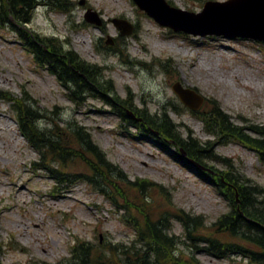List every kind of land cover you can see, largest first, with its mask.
<instances>
[{
  "label": "rangeland",
  "instance_id": "rangeland-1",
  "mask_svg": "<svg viewBox=\"0 0 264 264\" xmlns=\"http://www.w3.org/2000/svg\"><path fill=\"white\" fill-rule=\"evenodd\" d=\"M74 1L68 12L38 5L28 26L42 35L58 36L66 48L106 67L105 78L110 77L116 86L110 95L125 96L130 90L135 106L151 112L173 103L181 111L168 113L181 123L183 135L191 130L201 140L213 138L189 108L181 107L184 103L172 87L179 81L183 86L195 87L207 99H216L234 122L264 125V40L175 32L139 9L134 0ZM171 1L177 7L199 11L206 0ZM87 7L103 16L101 26L84 19ZM114 16L127 18L137 29L116 39L119 32L110 21ZM108 34L115 37L113 45L117 41L118 48H127L134 63L126 64L125 57L108 48ZM162 61L166 65H161ZM0 89L16 96L31 95V101L51 117L41 118L42 126L56 120L71 139L66 124L82 125L106 153L107 160L121 166L129 178L144 177L161 183L163 191L157 187L140 193L116 173L108 175L131 201L149 200L153 217L162 209L182 207L204 215L210 225L230 209L226 197L209 178L179 159L174 144L162 145L156 137L143 136L133 126L120 124L114 109L100 98L86 97L80 103L70 100L56 76L35 62L10 26L1 24ZM80 150L93 160L84 148ZM215 151L229 157L241 173L264 185V162L254 150L229 141ZM38 156L19 130L11 102L0 97V264H66L76 241L90 243L95 254L115 243H132L136 230L127 216L143 219V215L136 207H130L128 213L116 207L108 195L89 182L85 177L93 175V170L87 161L77 157L61 165L67 180L59 182L49 176L47 169L33 165ZM207 161L224 167L214 159ZM108 189L124 202L114 185ZM171 231L183 233L181 223L174 218ZM181 247L186 256H191L188 245ZM195 252L202 264H255L236 254L217 257Z\"/></svg>",
  "mask_w": 264,
  "mask_h": 264
},
{
  "label": "trees",
  "instance_id": "trees-1",
  "mask_svg": "<svg viewBox=\"0 0 264 264\" xmlns=\"http://www.w3.org/2000/svg\"><path fill=\"white\" fill-rule=\"evenodd\" d=\"M74 3V0H0V24L10 26L16 32L35 62L57 77L70 100L80 103L86 97L100 98L114 109L121 119L120 124L133 126L143 136H154L162 145L174 144L178 151L182 148L189 156L215 170L216 173H206L211 175V181L226 197L230 209L210 225L206 223L204 215L182 207L162 209L153 217L149 200L142 198L140 202L131 201L108 175L116 173L121 179L127 180L130 188L140 193H147L157 187L163 191L161 183L144 177L129 178L121 166L107 160L106 153L82 125L66 124L73 139L64 126L53 119L52 125L42 126L43 130H38L36 122L51 117L31 101L34 98L31 95L16 96L0 89V97L10 101L14 108L19 130L39 154L38 160L33 162L34 166L36 164L38 169H47L50 177L62 182L67 177H63L60 166L73 158L84 159L93 170V175L85 177L89 182L108 195L116 207L124 208L126 213L130 212V207H136L143 215V219L127 216L128 222L136 230L131 244L124 246L115 243L95 254L90 243L76 241L66 264H202L195 251H205L217 257L236 254L251 263L264 264V185L241 173L229 157L215 151L221 143L236 141L254 150L264 162V125L238 124L216 99L208 98L201 108L190 109L203 122L205 132L213 136L201 140L191 130L186 135L182 134L179 129L181 123L174 121L168 113L169 110L180 113L181 109L173 103H168L159 112H151L146 107L135 106L130 90L125 96L110 95L116 91V86L110 77L105 78L106 67L87 61L75 50L66 48L65 42L58 36L42 35L28 26L38 5H50L68 12ZM121 38L116 37L119 40ZM116 43L108 48L125 57V63H134V59L129 58L127 48H118ZM136 62L146 66L149 64L141 60ZM160 64L166 65L164 61ZM81 148L90 153L93 160L86 157ZM207 159L221 162L224 167L219 168ZM110 185L115 186L124 202L111 195L108 191ZM173 218L181 223L182 235L171 231ZM181 245H188L191 256H186Z\"/></svg>",
  "mask_w": 264,
  "mask_h": 264
},
{
  "label": "water",
  "instance_id": "water-1",
  "mask_svg": "<svg viewBox=\"0 0 264 264\" xmlns=\"http://www.w3.org/2000/svg\"><path fill=\"white\" fill-rule=\"evenodd\" d=\"M140 9L152 16L161 25L175 31H183L193 35H225L226 37H251L264 40V0H206L202 9L191 11L172 5L168 0H134ZM80 3H84L81 0ZM87 21L101 25L103 18L96 9L88 7L84 13ZM111 21L119 29L121 35L131 34L134 24L124 17H112ZM106 42L113 44L110 34ZM174 91L181 101L192 109H197L204 102V95L195 88L173 84ZM133 114V112H131ZM182 155L188 164L198 169L215 172L200 161L188 156L181 148Z\"/></svg>",
  "mask_w": 264,
  "mask_h": 264
},
{
  "label": "clouds",
  "instance_id": "clouds-1",
  "mask_svg": "<svg viewBox=\"0 0 264 264\" xmlns=\"http://www.w3.org/2000/svg\"><path fill=\"white\" fill-rule=\"evenodd\" d=\"M61 116L64 117L65 119L68 118V115H67L66 113H61ZM36 126H37L38 130H43V128H42V124H41L40 121H37V122H36Z\"/></svg>",
  "mask_w": 264,
  "mask_h": 264
}]
</instances>
